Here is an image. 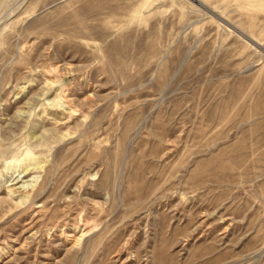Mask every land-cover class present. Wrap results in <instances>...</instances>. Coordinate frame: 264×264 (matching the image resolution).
Wrapping results in <instances>:
<instances>
[{"label":"rangeland","instance_id":"1","mask_svg":"<svg viewBox=\"0 0 264 264\" xmlns=\"http://www.w3.org/2000/svg\"><path fill=\"white\" fill-rule=\"evenodd\" d=\"M0 264H264V0H0Z\"/></svg>","mask_w":264,"mask_h":264},{"label":"bare ground","instance_id":"2","mask_svg":"<svg viewBox=\"0 0 264 264\" xmlns=\"http://www.w3.org/2000/svg\"><path fill=\"white\" fill-rule=\"evenodd\" d=\"M77 230V229H76ZM80 230V229H79ZM91 233V230L88 228L87 230H83L78 232L79 236H74V235H69L73 241H74V247L73 248H78L79 246L82 245V242L84 239ZM26 245V244H25Z\"/></svg>","mask_w":264,"mask_h":264}]
</instances>
